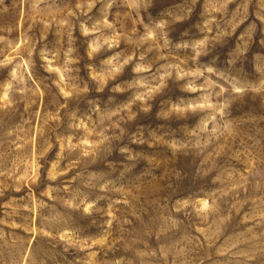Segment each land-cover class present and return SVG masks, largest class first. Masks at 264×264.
<instances>
[{"label": "rangeland", "instance_id": "374dc122", "mask_svg": "<svg viewBox=\"0 0 264 264\" xmlns=\"http://www.w3.org/2000/svg\"><path fill=\"white\" fill-rule=\"evenodd\" d=\"M0 264H264V0H0Z\"/></svg>", "mask_w": 264, "mask_h": 264}]
</instances>
